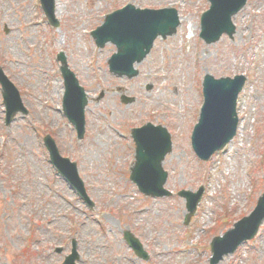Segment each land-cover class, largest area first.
I'll return each mask as SVG.
<instances>
[{"label": "rangeland", "instance_id": "obj_1", "mask_svg": "<svg viewBox=\"0 0 264 264\" xmlns=\"http://www.w3.org/2000/svg\"><path fill=\"white\" fill-rule=\"evenodd\" d=\"M126 1L57 0L59 24L53 28L36 0H0V64L29 110L27 116L17 115L5 125L0 96V264H62L71 239L77 242L80 264H106L108 260L115 264L117 259L120 264H132L122 259L126 248L119 236L126 226L135 230L142 221L146 228L140 232L147 238L159 222L160 212L169 205V219L176 228L168 241L178 250L187 239L208 240L211 231L222 233L253 208L264 188V0H251L250 7L263 14L247 30V42L239 36L234 43L223 37L211 45L197 40L196 35L190 40L185 37V23L197 21L206 0H133L139 6L175 5L182 24L174 36L156 39L138 65L139 74L129 80L115 77L107 69L106 59L114 46L98 48L89 34L103 13ZM59 51L65 52L90 96L81 140L55 109L60 103L54 88L60 80L55 60ZM242 71L247 73L248 83L240 97L241 128L231 146L207 164L199 166L189 160L185 169L186 159L183 164H173L171 187L174 179L179 186L191 184L194 188V175L199 176L204 168L209 172L201 181L206 191L197 215L182 225L184 200L140 197L128 181L129 129L149 119L166 120L175 130L189 126L193 117L187 122L184 118L197 103L202 74ZM102 90V97L96 99ZM120 94L134 99L124 104ZM162 110L168 111L165 119L159 115ZM45 133L54 137L62 154L77 162L93 209L86 207L49 164L42 143ZM138 205L150 206L149 211L125 217V212ZM213 222L211 228L203 227ZM161 228L159 239L166 240L163 231L169 228L165 222ZM59 246L60 253L55 251ZM157 250L160 262L152 257L148 264L188 262L186 255L177 252L166 258L169 246L163 254L160 245ZM217 264H264V221L254 239Z\"/></svg>", "mask_w": 264, "mask_h": 264}, {"label": "water", "instance_id": "obj_2", "mask_svg": "<svg viewBox=\"0 0 264 264\" xmlns=\"http://www.w3.org/2000/svg\"><path fill=\"white\" fill-rule=\"evenodd\" d=\"M238 0H212L213 4L211 6L210 11L205 14L204 21L212 18L213 21H221V18L216 16L217 11L222 8H227L229 4H232V8L236 7ZM162 28L161 24L157 21L154 22V25L150 26L152 30L153 36L156 31H159ZM145 27L141 24H137L132 19H128L127 17L116 18L113 19V25L109 30L111 33L110 40L114 41L118 44L119 53H122L126 56L131 57L132 59H140V57L146 51L144 48L148 47V42L144 41ZM151 33V34H152ZM152 36V37H153ZM213 106H209V110H213ZM229 116L231 117V112H229ZM201 127L203 131L207 134L209 139L211 140V149L221 147L223 143L222 141H226L231 133L232 126H230L229 120L220 119V117L216 114H211L205 116ZM138 146L137 158L138 161L133 168L132 177L140 182L141 184L145 180L147 174H149V170H151V166H153V162H155V158H157V153L159 151L158 147H152L154 159L151 162H146L142 150H145L143 144L140 143ZM147 171V172H146ZM145 182V181H144ZM264 217V195L259 199L258 205L256 209L252 212L251 216L247 217V222L243 223L244 226H241V232H239V238L235 241L234 245L236 246L240 241L252 236L261 219ZM245 227V228H244Z\"/></svg>", "mask_w": 264, "mask_h": 264}, {"label": "bare ground", "instance_id": "obj_3", "mask_svg": "<svg viewBox=\"0 0 264 264\" xmlns=\"http://www.w3.org/2000/svg\"><path fill=\"white\" fill-rule=\"evenodd\" d=\"M190 27H191V25H190ZM250 217V216H249ZM243 221H245V220H243ZM240 222V221H239ZM239 222H237V225L239 224ZM241 222H242V220H241Z\"/></svg>", "mask_w": 264, "mask_h": 264}]
</instances>
